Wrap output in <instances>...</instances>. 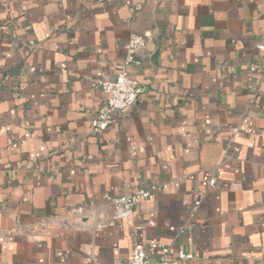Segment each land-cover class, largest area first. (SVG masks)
Instances as JSON below:
<instances>
[{
	"label": "crops",
	"instance_id": "0c3cea01",
	"mask_svg": "<svg viewBox=\"0 0 264 264\" xmlns=\"http://www.w3.org/2000/svg\"><path fill=\"white\" fill-rule=\"evenodd\" d=\"M263 33L264 0H0V264H123L134 242L264 264ZM132 34L138 99L94 132L89 78L115 77ZM140 188L105 225V197ZM53 219L72 227L36 230Z\"/></svg>",
	"mask_w": 264,
	"mask_h": 264
},
{
	"label": "built area",
	"instance_id": "2783aa9c",
	"mask_svg": "<svg viewBox=\"0 0 264 264\" xmlns=\"http://www.w3.org/2000/svg\"><path fill=\"white\" fill-rule=\"evenodd\" d=\"M262 42L256 45L261 52L260 62L249 65L250 71H255L264 77V33ZM149 42V36L132 34L125 44L126 55L121 64L117 66V73L112 80L107 79L101 72H96L93 77L89 78L92 87L99 88L104 94L103 101L97 111L90 119V127L94 132H101L109 127L117 117H122L128 109L134 105L138 99L141 90L137 81L132 77L129 67H137L142 64L141 53ZM214 184V179L208 181V186ZM151 190L146 188L136 189L124 193L119 197H105L111 204L112 214L110 219L105 223L107 226H113L117 221L130 219L134 206L141 199H147ZM199 205V200L194 202V207ZM72 227V223L66 220L53 219L50 222L36 226L43 234H49L54 228ZM185 229H181L179 233H183ZM187 230H191L188 227ZM159 254L156 261H151L143 246L134 242L130 256L123 264H180L184 260L191 259L193 255L185 252L184 249L178 247L177 255L174 259H169L170 246L159 243Z\"/></svg>",
	"mask_w": 264,
	"mask_h": 264
}]
</instances>
